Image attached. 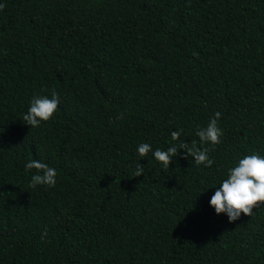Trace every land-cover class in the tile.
<instances>
[{
  "label": "trees",
  "instance_id": "1",
  "mask_svg": "<svg viewBox=\"0 0 264 264\" xmlns=\"http://www.w3.org/2000/svg\"><path fill=\"white\" fill-rule=\"evenodd\" d=\"M0 4V264H264V201L232 222L209 204L239 159L264 156V0ZM53 89L54 116L30 128ZM217 111L221 142L201 144ZM183 141L213 165L137 152ZM33 159L54 187H29Z\"/></svg>",
  "mask_w": 264,
  "mask_h": 264
},
{
  "label": "clouds",
  "instance_id": "2",
  "mask_svg": "<svg viewBox=\"0 0 264 264\" xmlns=\"http://www.w3.org/2000/svg\"><path fill=\"white\" fill-rule=\"evenodd\" d=\"M5 7L0 4V11ZM59 105V94L55 89L48 95L34 96L30 101L22 121L30 128L39 127L42 122L49 121L55 114ZM221 112L217 111L206 127L199 128L196 135L199 137L201 144L210 142L213 145L221 142L223 130L218 125ZM122 118V115L118 119ZM180 131H172L171 139L178 141L181 136ZM179 149L185 150V158L191 156L196 165H204L211 167L214 163L213 159L208 156V148H198L195 142L191 146L188 142L183 141L178 145H172L167 150L156 148L154 151L151 144L140 143L137 152L140 157H146L152 152L154 158L163 165L167 170L170 167L172 158L179 154ZM35 169L36 173L31 176L29 187L35 188L37 185L54 187L57 183V171L48 164L39 160H30L25 164V170ZM144 174V167L138 163L134 176ZM264 201V156L257 154L245 155L239 159L234 167L227 170L226 178L223 179L219 187L216 188L209 204L215 209L216 214L227 213L230 222L236 221L241 214L251 216L254 206L257 202ZM45 231L41 235V239L46 237Z\"/></svg>",
  "mask_w": 264,
  "mask_h": 264
}]
</instances>
